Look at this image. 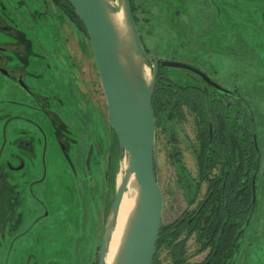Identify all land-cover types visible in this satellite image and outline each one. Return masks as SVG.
I'll return each mask as SVG.
<instances>
[{
  "label": "rangeland",
  "instance_id": "obj_1",
  "mask_svg": "<svg viewBox=\"0 0 264 264\" xmlns=\"http://www.w3.org/2000/svg\"><path fill=\"white\" fill-rule=\"evenodd\" d=\"M114 2L122 14L119 0ZM134 3L136 18L142 26L149 21L155 36L147 33L144 40L151 56L204 70L224 88L236 90L252 116L261 151L256 209L234 264H264V0ZM0 18L23 30L32 42L27 82L38 95L29 98L28 107L0 105L22 116L7 128L8 122L0 120V264H96L125 160L122 156L113 164L110 160L116 151L114 138L97 69L88 72L92 55L88 37L48 0H0ZM7 39V33L0 31V42ZM172 73L193 81L184 71ZM2 83L0 100H10L12 95L19 101L24 98L20 91L8 90L11 84ZM43 87L50 90V96L61 98L50 100L47 109L61 116L73 140L66 152L70 161L56 143L53 117L43 112V92L47 93ZM240 104L237 109L242 111ZM184 110V118L171 124L170 133L163 129L156 133L154 157L164 198L163 225L195 210L186 203L172 159L180 152L190 179L198 178L199 128L194 113ZM43 130L47 138L44 152ZM19 140L31 144L32 154L28 156V150L23 154L24 145L18 146ZM11 153L24 155L25 166L20 172L3 167L6 162H15ZM68 161L75 163L77 175ZM206 193L203 185L198 201ZM187 247L189 264L203 261L205 254L193 236ZM166 254L163 248L158 253L165 264Z\"/></svg>",
  "mask_w": 264,
  "mask_h": 264
},
{
  "label": "water",
  "instance_id": "obj_2",
  "mask_svg": "<svg viewBox=\"0 0 264 264\" xmlns=\"http://www.w3.org/2000/svg\"><path fill=\"white\" fill-rule=\"evenodd\" d=\"M66 1L86 30L106 100L110 131L113 138L117 137L125 160L123 178L117 182L105 222L98 264H106L121 203L133 188L135 206L113 264H153L164 210L154 157L157 124L153 96L159 71L189 72L201 77L208 87L231 93L193 66L151 56L143 43L131 0H119L122 14L114 0ZM92 153L93 147L88 160Z\"/></svg>",
  "mask_w": 264,
  "mask_h": 264
},
{
  "label": "trees",
  "instance_id": "obj_3",
  "mask_svg": "<svg viewBox=\"0 0 264 264\" xmlns=\"http://www.w3.org/2000/svg\"><path fill=\"white\" fill-rule=\"evenodd\" d=\"M48 1L61 9L87 35L82 22L66 0ZM131 2L134 17L137 20V7L134 0ZM240 103L243 108L238 113L240 132L237 139L234 137V125L237 124V120L233 121L231 109L213 100L210 91H205L195 84L191 85L187 78L177 77L171 71L160 69L153 96L157 130L163 129L169 132L171 124L182 120L184 109L188 108L196 116L201 134L206 132L204 141L211 151L210 157H207L209 153L205 154L203 151L197 155L198 182L190 179L178 153L172 157L173 159L176 156L173 163L177 168L179 182L188 204L192 206L196 203L202 182L207 181L213 175V169L218 161L227 157L233 163L237 162L238 166L235 164L229 170L230 173L224 187L211 182L209 189L213 195L199 213L197 211L193 213L196 217L191 224L188 222L193 214L188 213L189 216L185 215L182 220L171 225H162L153 264H164L159 260L158 255L162 248L168 250L169 263L167 264H189L187 262V241L193 234L197 235L198 245L203 244L211 248L209 264H234V259L239 252L238 245L246 230L245 227L249 221L251 222L255 212V206L252 203V178L254 176L257 179L260 170V159L252 140L253 135L248 130L252 116L243 106L244 103ZM209 118L215 124L217 135V142L212 145L208 141ZM113 147L116 151L114 150V154L111 155L112 164L121 158L116 136H114ZM224 171L226 172L225 169ZM224 179H226L225 174L222 176V180ZM114 184V179H112V185L115 186ZM183 234L186 238L182 239Z\"/></svg>",
  "mask_w": 264,
  "mask_h": 264
},
{
  "label": "flooded vegetation",
  "instance_id": "obj_4",
  "mask_svg": "<svg viewBox=\"0 0 264 264\" xmlns=\"http://www.w3.org/2000/svg\"><path fill=\"white\" fill-rule=\"evenodd\" d=\"M146 22L147 23L144 24V26H142V24L138 21V19L136 20V23L139 27V30H140V33L142 36L143 43H144L145 38L147 37L146 36L147 33H149V30L145 26L149 25L150 23L147 20H146ZM0 31L6 32L7 36H8V39L6 41L0 42V84H4L2 82L5 81L9 85L11 84L9 86L8 90L12 89L13 92L20 91L21 93L24 94V98L21 97V99H22L21 101L17 100L15 98V96L12 95V98L10 100H0V105L10 103V104H13L16 106L28 107L29 104L27 103V101L29 100V98H31V96H36V97L38 96L35 93V89L33 87H31L27 82V75L30 74L28 67L30 66V54L32 53V46H33L32 42L30 39H28L26 33L23 30L18 29L15 26H10L7 23V21H5L4 19H1V18H0ZM68 43H69V41H68ZM145 48H146L147 52L150 54L151 51L148 49V47L146 45H145ZM71 55L72 54H70V56ZM88 69H89L88 72H94L95 66H91ZM198 69L200 71H202L204 74H206L213 82H215L216 84L223 87V85L220 82H218L215 78H213L211 75H208V73H206L204 70H202L200 68H198ZM163 70H165V69H163ZM167 71L172 72V70H167ZM186 74L189 77H191L193 80V81H190L188 79V81L191 83V85L195 84L196 86L202 88L205 91H207V90L210 91L211 97L213 98V100L217 101V103L218 102L223 103L227 109L232 110L231 117H232L233 121H236L238 119L239 110L237 109V107H238V104H240V101H239L238 93L236 90H230L228 88H225L226 90L230 91L231 94L221 93V92L215 90L214 88L208 87L207 83L201 77L194 75L192 73H189V72H186ZM10 87H12V88H10ZM43 90H45L46 92L50 91L46 87H43ZM47 93L43 92V112L50 114V116L53 117V119L55 121L56 133L58 135L56 143H58L59 147H61L62 150H65V152H69L70 146L73 143V140L69 137L68 130H67L66 126L60 120L61 116L58 113L57 114L53 113L51 109L50 110L47 109V106L50 107V105H51L50 100H52V99L58 100L61 98L57 97L56 95L50 96L49 93L48 94ZM17 119H22V116H17V115L11 114L10 112H8L7 108H0V120H5L6 122H8L6 128L8 127L10 122L17 120ZM176 122H179V121H176ZM176 122H174V123H176ZM195 122H196L197 127L199 128L197 120H195ZM253 122L254 121L251 118V123H250L248 130L253 135L252 140L254 142V146H255L256 152L258 153L259 159H261L260 146L257 143L258 138H257V135H256L253 127H252ZM238 125H239V121L237 120V124L234 125L235 126L234 137H236L237 139L239 138L238 135L240 132ZM208 127H209L208 128V136H209L208 141L212 145L214 142H217V139H216L217 135L215 134V132H216L215 131L216 130L215 124L213 121L210 120V118L208 121ZM157 131H156V133H157ZM197 131H198L197 132V134H198L197 138H198L199 148L196 151V155L201 154V152L203 151L205 154L209 153L207 155V157H210L211 151L206 147V142L204 141V138L206 137L207 134H206V132H202V134H201L199 129ZM64 133H66V134H64ZM168 133H170V131ZM176 140L177 139L174 138V141H176ZM21 143H23V145H24L23 149H25V151H22L23 154L25 155V152H27V150H28V154H27L28 156L30 154H32L33 151L31 150L32 149L31 144L28 145V143L21 142V140L17 141L18 146L22 147ZM46 147H47V138H46V135L44 134V130H43V152L45 151ZM208 150H209V152H208ZM177 153L179 154L181 162L184 164L182 154L180 152H177ZM23 154L21 155V154L11 153L10 156L13 159V161L17 162V165H15V162L14 163L13 162H10V163L6 162L3 166L5 171L20 172L24 167L20 170H18V168H20L22 165L25 166ZM43 157H44V154H43ZM175 158H176V156L173 158V161ZM69 164H70L72 170L74 171V174L77 175V169H76L75 163L73 161H71V162H69ZM235 164L238 166L237 162L233 163L232 160H229L227 157L223 158V160L218 161L216 166L213 169V172H212L213 175L210 176L207 181L202 182V184H201L202 187H203V185L207 186V193L201 201H198V199H197L196 203L194 205H192L193 207H195V210L185 212L180 218L176 219L175 221H173L167 225H171V224L177 222L178 220L184 219V216L187 215L188 213L193 214L195 211H197L199 213L208 204L210 198L213 195V192H210V189H209L211 182H214L215 184L221 185L224 187L226 185V181H227V178H228L229 173H230L229 170H231L233 168V165H235ZM224 169L226 170V172L225 171L223 172ZM175 170L177 173L176 166H175ZM155 172H156V165H155ZM224 174H225L226 179L222 180V176ZM177 181L178 182L180 181L178 175H177ZM195 181L198 182L197 179ZM256 181H257L256 177L253 176V178H252V191H253L252 203L255 206V209H256V195H255V193H256ZM201 190H202V188H201ZM185 200H186V196H185ZM186 203L188 204L187 200H186ZM188 206H189V208L192 207L189 204H188ZM189 214H188V216H189ZM195 217H196V215L193 214L192 217L189 219L188 223L191 224L193 222V220H195ZM249 224H250V221L247 223L245 228H247ZM192 236L195 238L196 245H197V247H199L200 252L204 253L205 255H204L202 262L190 263V264H209L208 259L212 253L211 248L206 246V245H203V244L198 245L197 244V235L193 234L190 237H192ZM183 238H186L185 234L182 235V239ZM238 249H239V245H238ZM187 255H188V247H187ZM98 260H99V255H98ZM166 260L169 263L168 250H167V254H166ZM162 263H164V262H162Z\"/></svg>",
  "mask_w": 264,
  "mask_h": 264
},
{
  "label": "bare ground",
  "instance_id": "obj_5",
  "mask_svg": "<svg viewBox=\"0 0 264 264\" xmlns=\"http://www.w3.org/2000/svg\"><path fill=\"white\" fill-rule=\"evenodd\" d=\"M119 17L121 19V15ZM135 198L136 194L132 189L128 193H126L123 198L117 218L116 227L112 235L109 252L106 258V264L114 263L115 257L118 253L121 241L123 239L128 219L135 206Z\"/></svg>",
  "mask_w": 264,
  "mask_h": 264
},
{
  "label": "crops",
  "instance_id": "obj_6",
  "mask_svg": "<svg viewBox=\"0 0 264 264\" xmlns=\"http://www.w3.org/2000/svg\"><path fill=\"white\" fill-rule=\"evenodd\" d=\"M148 30H149V33L152 35V37L154 38L155 36H153V30L151 29V27H150V24L149 25H147V26H145ZM145 28V29H146ZM71 47L74 45V44H72L71 42H69L68 43ZM73 48V47H72ZM74 51V50H73ZM78 53H79V50L77 51ZM77 52H76V54H77ZM84 54H82V56H83ZM78 58H81L80 57V55H78ZM88 63H89V65H91V66H95V63H94V59H93V55H91V58H90V56H89V59H88ZM89 67V66H88Z\"/></svg>",
  "mask_w": 264,
  "mask_h": 264
}]
</instances>
